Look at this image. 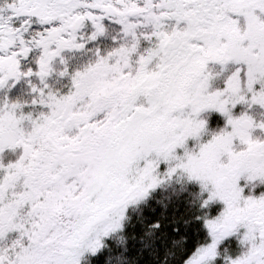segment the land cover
I'll list each match as a JSON object with an SVG mask.
<instances>
[{
  "label": "snow or ice",
  "instance_id": "snow-or-ice-1",
  "mask_svg": "<svg viewBox=\"0 0 264 264\" xmlns=\"http://www.w3.org/2000/svg\"><path fill=\"white\" fill-rule=\"evenodd\" d=\"M0 264H264V0H0Z\"/></svg>",
  "mask_w": 264,
  "mask_h": 264
}]
</instances>
